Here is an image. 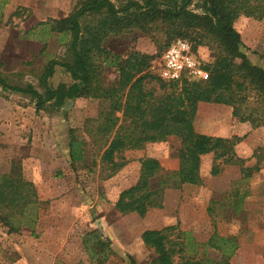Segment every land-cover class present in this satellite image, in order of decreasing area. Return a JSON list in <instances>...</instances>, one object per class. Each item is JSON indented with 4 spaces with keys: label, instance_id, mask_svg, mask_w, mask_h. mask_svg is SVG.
<instances>
[{
    "label": "rangeland",
    "instance_id": "rangeland-1",
    "mask_svg": "<svg viewBox=\"0 0 264 264\" xmlns=\"http://www.w3.org/2000/svg\"><path fill=\"white\" fill-rule=\"evenodd\" d=\"M111 1L119 6L127 0ZM79 2L0 0V75L8 85H29L43 93L40 77L51 60L63 62L69 58V36H45L38 24L66 17ZM189 8L199 12L194 3ZM93 21V17H87L81 22L86 25ZM234 28L248 60L264 69V17L257 21L241 16ZM165 42L162 34H129L126 40L116 42L114 51L152 55L148 69L152 74ZM196 51L205 64L214 60L207 46ZM103 79L106 85L115 83L116 71L106 69ZM71 82L59 65L48 80L52 88ZM151 85L159 92L156 82ZM254 101L252 98L253 106ZM101 105L98 100L78 98L64 107L50 104L36 112L30 96L3 91L0 86V174L8 173L12 164L18 165L24 180L34 185L40 202L33 229L9 232L0 223V264H96L89 260L81 242L92 230L110 241L113 254L105 264H130V259L147 264L153 254L141 242L142 232L167 226L189 232L198 244L212 235L234 236L238 248L229 264H264V126L253 128L248 122H239L229 106L198 104L194 130L214 137H243L235 148L236 156L244 160L242 166L226 165L212 176V155H205L201 158L200 185L166 188L161 207L150 209L144 217L120 215L114 204L121 191L137 181L140 160L154 158L163 171L176 170L177 160L165 142L147 143L141 149L124 151L125 166L104 178L99 164L102 151L90 143L86 163L72 166L68 158L69 130L76 129L86 138L87 121L98 115ZM116 117L121 119V114ZM241 168L251 170L248 178ZM206 249L209 260H219L217 251Z\"/></svg>",
    "mask_w": 264,
    "mask_h": 264
},
{
    "label": "trees",
    "instance_id": "trees-1",
    "mask_svg": "<svg viewBox=\"0 0 264 264\" xmlns=\"http://www.w3.org/2000/svg\"><path fill=\"white\" fill-rule=\"evenodd\" d=\"M193 3L198 13L189 8ZM241 16L261 20L264 0H127L119 6L111 0H80L66 17L38 24L45 36H69V58L63 62L51 60L40 77L43 93L29 85L10 86L1 75L0 86L3 91L30 96L35 100L36 112L50 104L61 108L78 98L100 101L98 115L87 121L86 138L76 129L69 130L68 158L72 166L84 165L86 147L93 144L98 152L102 151L99 164L104 178L125 166L124 151L165 142L177 160L176 170L163 171L154 158L140 160L137 181L121 191L114 204L120 215L135 213L144 217L150 209L161 207L166 188L202 183L203 156L212 155V176L218 175L223 166L244 163L235 153L243 137H214L194 130L198 104L229 106L239 122H248L253 128L264 126V69L251 64L242 51L241 37L234 28ZM87 17L94 21L82 25ZM129 34H162L166 38L163 51L176 39L189 42L195 51L207 46L214 58L205 65L208 79L180 85L162 82L148 71L152 55L114 51L116 42L126 40ZM57 65L69 74L71 84L56 88L48 84ZM106 69L116 71L115 83H104ZM153 82L158 84L159 92L151 85ZM118 113L121 119L116 117ZM252 169L257 171L258 167ZM241 171H246L244 178H248L251 170ZM39 204L34 185L24 180L18 165L12 164L8 173L0 174V223L9 232L33 229ZM140 238L153 254L147 264H229L238 248L234 236L212 235L204 244H198L189 232L177 226L145 230ZM81 242L89 260L96 264H105L113 254L110 241L98 231L85 233ZM198 247L203 250L199 252ZM206 248L217 251L219 260H209ZM130 264L137 263L130 259Z\"/></svg>",
    "mask_w": 264,
    "mask_h": 264
},
{
    "label": "built area",
    "instance_id": "built-area-1",
    "mask_svg": "<svg viewBox=\"0 0 264 264\" xmlns=\"http://www.w3.org/2000/svg\"><path fill=\"white\" fill-rule=\"evenodd\" d=\"M205 61L182 39H176L162 52L152 67V74L164 83L204 82L208 79Z\"/></svg>",
    "mask_w": 264,
    "mask_h": 264
}]
</instances>
